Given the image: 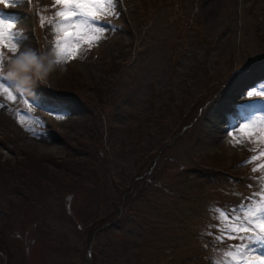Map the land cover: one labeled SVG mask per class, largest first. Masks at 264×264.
Segmentation results:
<instances>
[{
	"label": "rangeland",
	"instance_id": "rangeland-1",
	"mask_svg": "<svg viewBox=\"0 0 264 264\" xmlns=\"http://www.w3.org/2000/svg\"><path fill=\"white\" fill-rule=\"evenodd\" d=\"M33 7L0 4L25 37L0 49L16 95L0 92V264H216L240 243L215 239L219 210L242 212L264 175L245 163L261 132L239 130L264 114V0H118L59 63L55 11L34 31Z\"/></svg>",
	"mask_w": 264,
	"mask_h": 264
},
{
	"label": "snow or ice",
	"instance_id": "snow-or-ice-1",
	"mask_svg": "<svg viewBox=\"0 0 264 264\" xmlns=\"http://www.w3.org/2000/svg\"><path fill=\"white\" fill-rule=\"evenodd\" d=\"M13 2L22 3L24 0H0V4H4L5 7L12 6ZM117 5L118 0H54L53 7L57 8L54 16L46 20L41 15V25L47 22L56 33L54 46L57 50V63L60 59L75 58L81 47V41L91 46L93 41L99 40L101 37L95 33H102L105 29L98 23L100 20L98 13L111 14ZM23 39L25 37L22 33L15 31L12 20L5 18V14L0 12V49L8 47L15 53ZM4 59L3 51L0 50V66L3 65ZM17 64H20V61H17ZM2 75L0 72V76ZM10 76L11 74L0 79V92L14 101L16 95L12 91V86L6 83ZM3 106L0 104V107ZM239 130L249 136L259 130L261 135L256 139L264 141V114L249 118L247 123L239 125ZM230 135L234 134L230 133ZM262 157L264 150L249 157L245 163H252ZM262 170H264V162L253 168L254 172ZM257 179L261 181L258 191L246 197L247 204L241 203L239 207L243 209L242 212L230 214V210H219L217 219H223L227 227L221 229L215 239L235 240L240 243L226 245L222 257L216 261V264H264V252L261 251L264 248V175ZM254 197L256 199L253 203Z\"/></svg>",
	"mask_w": 264,
	"mask_h": 264
},
{
	"label": "trees",
	"instance_id": "trees-1",
	"mask_svg": "<svg viewBox=\"0 0 264 264\" xmlns=\"http://www.w3.org/2000/svg\"><path fill=\"white\" fill-rule=\"evenodd\" d=\"M143 181H144V177L140 178V179H137L134 182V186H133V190H132V192L134 194H136L137 192L142 190V188L144 187L143 184H142ZM129 194H127V195H129ZM118 210H119V208H118V206L116 204V205L113 206L112 210H109L107 213H105V215L103 217H101L99 220H96V221L93 220L88 225V230L90 231L89 233H92L93 230H95L97 227L101 226L104 222L113 220L117 216Z\"/></svg>",
	"mask_w": 264,
	"mask_h": 264
},
{
	"label": "bare ground",
	"instance_id": "bare-ground-1",
	"mask_svg": "<svg viewBox=\"0 0 264 264\" xmlns=\"http://www.w3.org/2000/svg\"><path fill=\"white\" fill-rule=\"evenodd\" d=\"M217 123H218V121H217Z\"/></svg>",
	"mask_w": 264,
	"mask_h": 264
}]
</instances>
